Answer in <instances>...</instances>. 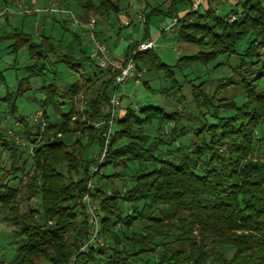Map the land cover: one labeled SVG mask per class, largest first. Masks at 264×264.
Segmentation results:
<instances>
[{
	"label": "trees",
	"instance_id": "obj_1",
	"mask_svg": "<svg viewBox=\"0 0 264 264\" xmlns=\"http://www.w3.org/2000/svg\"><path fill=\"white\" fill-rule=\"evenodd\" d=\"M164 1L154 6L147 2L142 41L148 39L150 18L160 16L169 24L176 20L175 43L197 51L178 55L173 65L154 50L134 57L138 69L161 76L167 86L152 90L146 80L141 84L164 100L126 108L114 121L108 142L104 134L109 117L104 119L101 107L110 99L111 80L103 81L83 113L101 127H68L77 116L71 99L84 87L95 89L100 77L79 37L74 35L65 54L48 38L31 44L34 63L26 68L27 83L52 74L58 63L51 61L53 56L67 70L81 73L85 85L75 80L61 91L53 81L39 89L44 96L39 106L47 118L42 134L40 128L35 133L29 128L35 125L33 117L28 122L14 116L16 95L7 90L0 97V106L10 109L6 114L20 125L24 145L32 151L27 170L34 169L24 175L29 178L20 195L9 178L20 182L25 160L21 165L18 161L25 151L7 138L6 130L0 131V160L3 152L14 159L9 170L0 162V215L7 211L10 216L0 221L19 240L9 264H137L140 256L156 252L158 264H264V0L239 1L235 7L240 11L232 8L224 16L216 13L213 3L192 11L190 0H171L162 10ZM179 4L191 11L180 17ZM85 9L118 14L119 0H86ZM22 40L20 44L29 43L30 37ZM209 65L210 72L223 71V76L187 79L192 71H185ZM3 83L0 73V86ZM229 91L240 92L244 102L237 105ZM191 103L196 113H185ZM85 134L87 145L98 152L102 145L107 147L97 168L96 162L83 158L86 148L80 150ZM190 134L194 138L189 142ZM85 195L96 202L99 235L110 241L109 247L89 245L79 251L89 240L88 216L79 202ZM20 196L26 201L37 198V209L20 213L15 205ZM136 222L144 227L131 234V249L119 248L118 237ZM225 248L232 249L231 255L221 250Z\"/></svg>",
	"mask_w": 264,
	"mask_h": 264
},
{
	"label": "rangeland",
	"instance_id": "obj_2",
	"mask_svg": "<svg viewBox=\"0 0 264 264\" xmlns=\"http://www.w3.org/2000/svg\"><path fill=\"white\" fill-rule=\"evenodd\" d=\"M117 1L118 0H111L112 4L117 3ZM155 1H157V3H161L162 0H119L120 11L118 14H113L85 9L86 0H0V73L4 78L3 86H0V97H4L7 90L9 93L16 95L17 98L13 102L16 107L14 116L25 117L28 122H31V117H33L35 125L29 127L31 131L35 133L36 129L40 128L39 133H44L47 129V118L43 109L39 106V102L42 101L44 97L39 89L44 84L55 81L61 91H64L68 85L74 83L75 80H79L81 84L85 85V79L80 77L81 73L71 72L70 69L67 70L68 68L65 63L59 62L57 57H50L49 54L51 61L53 58V60L58 62L54 67H52V74H49L44 78H31L27 83L26 80H24L27 77L26 68L34 63L29 56L31 52V44H40L42 39L48 38L53 41V44L56 46V50L59 51V53L65 54L73 43L74 35H76L79 37L82 50L85 52L87 57L90 58L91 54L94 52L95 44H100L105 48V51L109 55L114 58H118L121 54H124V52L126 53L128 45L131 41H134L135 44L142 41L140 29H142L145 22V7L147 6V2L154 6L153 2L155 3ZM170 1L171 0L164 1V7L162 10H165V6L170 5ZM223 1L224 2L221 3V0H216L213 3V6L216 7V13L220 16L226 15L232 8H237V10L240 11V6L235 7V5L237 2H242L244 0ZM177 9L178 14L191 11L190 7L184 4L177 5ZM147 12H149V9H147ZM138 15H142L144 17V22H136L131 26H125L124 23L127 20L137 17ZM163 22L170 23L168 19H164L160 16L151 17L148 26V33L152 40L155 41L154 51L156 54L163 62L173 65L179 58L178 55H180V49H178L176 43L172 40L173 31L161 33L162 30H160V32H157L158 27H156V25ZM25 37H30L29 43L20 44L23 42L22 38ZM99 63H101L99 60H93V69L96 70L97 68L100 75L97 83L93 86L95 89L90 90L89 88V90H86V87H84L82 91L71 99V103L74 108L73 111L75 114L77 113V116L70 120V123L68 124L69 128L74 127L78 123H85L92 129H99L101 127L98 122L92 121L93 119L90 120L88 114L83 115L91 101V98L94 96V92L100 85H102L103 81L106 82L111 80L109 91L110 89L112 91L114 74L110 68L107 71L100 72L98 69ZM212 66L213 65H209L206 68L202 66H195L194 68L185 71V73L192 71V74L188 75L187 79L192 81L195 77H222L224 74L223 71L213 70V72H210V70L213 69ZM86 69L88 70V67H86ZM55 73L57 74L56 77ZM144 79L147 80L152 90L159 89L162 86H167L163 82L161 76L155 73L146 72H143L138 84H136L133 80L125 83V85L118 89L121 99L119 100L120 105L118 106V110L115 114V121L121 114L122 110H124L123 106L130 102L131 104H129V108L135 107V105L145 106L158 102V94L153 93L151 89H146L143 84H141ZM213 87L214 86H212V88ZM17 90H22V93L17 94ZM227 94L230 98H233L239 106L244 102V98L240 95V92L229 91ZM161 99L164 100L163 97H161ZM1 104L0 117H4V120L0 121V131L2 132L6 130L5 134H7V138L13 141L15 146H18L20 149L25 151L22 154V158L18 161V165H21V163L25 160L23 169L24 172L19 173V176H21L19 179L20 182H15L13 178H9L10 185L17 187L20 191L21 187L25 186L24 184L27 181L26 179L29 178L24 175L27 173H34L33 168L27 170L31 163L30 152L32 153V151L24 145L25 139L21 138L24 136L20 133V125H15L13 117L6 114V112L9 113L10 109L4 103ZM178 105V108L182 107L183 101H181ZM119 111L121 112L119 113ZM47 112L49 115L52 113L50 109H48ZM124 113L125 110L121 115H124ZM185 113H196V109L192 103L185 108ZM57 118L58 117H54L56 121L59 120ZM106 118L107 117L104 119L106 120ZM207 120L209 123H213L212 120ZM56 121L54 123H56L55 125H58V122ZM12 131L17 132L18 134H12ZM83 137H85V139L83 138V146L80 148L81 151L86 148L83 158L96 162L97 168L98 164L105 158L107 147L105 144L104 146L102 145L100 152H98V149L94 146L90 147L87 145L86 142L88 137L86 138V134ZM188 137L187 141L190 142L189 139L194 138V135L190 134ZM39 138L40 136L37 137V140ZM74 140H76V137L73 138V142ZM11 158V153L9 152H3L1 155L0 162L6 170H9L11 164L14 162V159ZM24 192V190H21L20 195L24 194ZM23 197L20 196L15 201V205L19 207L20 213L26 212L29 209H37L39 203L37 198L26 201ZM93 201V205L96 207V202L95 200ZM79 202L82 203V198L79 199ZM94 211L91 210V212H89L92 219L93 214L95 217V213H97V215L99 214L98 210L95 209ZM4 216L10 217L7 211L0 215V219ZM143 227L144 225L142 223L136 222L132 228H128L127 230L125 229V232L120 234L122 235V238L118 237L117 239L119 248L129 251L131 249V244L129 243L131 234L141 232ZM88 234L90 236L91 232L89 231ZM100 238L102 241L97 237V239L102 243V248L109 247L110 241L106 240V238L102 236ZM18 243L19 240H16L12 236L11 228H9L4 221H0V264H9L14 259L16 255L15 249L17 248ZM86 244L84 246L82 245L83 247L81 246L82 248L79 250L80 252H84ZM221 250H224L227 255H231L232 253L231 248ZM157 251L160 252L161 250ZM157 258L158 252L152 254L151 256H140L137 264H158Z\"/></svg>",
	"mask_w": 264,
	"mask_h": 264
},
{
	"label": "built area",
	"instance_id": "obj_3",
	"mask_svg": "<svg viewBox=\"0 0 264 264\" xmlns=\"http://www.w3.org/2000/svg\"><path fill=\"white\" fill-rule=\"evenodd\" d=\"M215 1L216 0H190V3H191L190 7L192 11H195L198 8H200L202 5H204L205 3L209 2L212 4ZM221 2H223V0H221ZM234 20H235V17L231 16L230 21L232 22ZM136 22H144V17L142 15H138L137 17H133L127 20L124 24L125 26H131L132 24H135ZM175 23H176V20L173 21L172 24H168V25L164 24L161 29L162 30L161 33H167L170 31H174ZM154 49H155V41L151 39H147L139 43H136L134 48L129 53V55L116 59L112 57L111 55H109L105 51V48L103 46H101L100 44H95V50L91 54L90 58H92L93 60H99V62H101L99 63V66H98V69L100 72L107 71L110 68L112 73L114 74L112 93H111L110 99L108 100L107 104L102 106L101 108L102 115L107 117L106 119H108L109 117V119L107 120L108 129L106 133L104 134L106 142H108V138L111 135L112 127L115 121V114H116V111L118 110L117 109L118 106L120 105L119 100L121 99V95L119 94L118 89L121 86L125 85V83L131 80H133L136 84H138L144 72L143 69L137 68V64H136L134 57L138 54L145 53L150 50L152 51ZM82 204L85 206L86 214L88 216L87 223L89 226V231L92 234V235L90 234L89 240L87 241V244L84 247V250L89 245L102 247L101 246L102 239L100 238L101 236L99 235V225L97 223L98 215L97 213H95L96 214V217H95L93 214V219H94L93 220L91 217V214L89 213L91 212V210L94 211L96 207L92 204L91 199L89 198L88 195H85L82 197ZM97 237L101 239V241L98 240Z\"/></svg>",
	"mask_w": 264,
	"mask_h": 264
},
{
	"label": "crops",
	"instance_id": "obj_4",
	"mask_svg": "<svg viewBox=\"0 0 264 264\" xmlns=\"http://www.w3.org/2000/svg\"><path fill=\"white\" fill-rule=\"evenodd\" d=\"M165 7H168V6H165ZM186 13H184V12H182V13H179V16L180 17H183L184 15H185ZM164 24H166V25H168L169 23H167V22H163V23H159V25H156V27H158V30H157V32H160V30H161V28H162V26L164 25ZM140 35H141V37H142V40H143V37H144V31H143V26H142V29H140ZM158 35V34H157ZM159 36V35H158ZM157 36V37H158ZM148 39H151L152 40V38L150 37V35H149V33H148V37H147ZM132 44H134V41H131L130 43H129V45H128V47L130 46V45H132ZM176 45H177V47H178V49H180V55H179V57H181L182 55H192V54H194L196 51H197V49L195 48V47H193L192 45H189V44H186V43H176ZM128 50V49H127ZM127 50H126V52H127ZM124 54H125V52H124ZM124 54H121L119 57H122ZM118 57V58H119ZM118 58H116V59H118ZM145 80V79H144ZM147 81V80H146ZM158 97H159V100L158 101H160V102H162V100H161V96H159L158 95ZM129 104H131V102L130 103H128V104H126L125 106H123V109L125 110V108H129ZM136 106V105H135ZM138 106V105H137ZM140 106H143V105H140ZM124 110H122V112L121 111H119V113L121 112V114L124 112ZM119 113H118V115H119ZM119 115V117H121V116H123V115Z\"/></svg>",
	"mask_w": 264,
	"mask_h": 264
}]
</instances>
